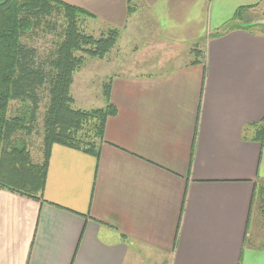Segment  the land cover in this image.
Masks as SVG:
<instances>
[{"label":"crops","instance_id":"crops-1","mask_svg":"<svg viewBox=\"0 0 264 264\" xmlns=\"http://www.w3.org/2000/svg\"><path fill=\"white\" fill-rule=\"evenodd\" d=\"M59 1L203 59L101 74L98 158L54 144L43 201L0 189V264H264V0Z\"/></svg>","mask_w":264,"mask_h":264},{"label":"trees","instance_id":"trees-1","mask_svg":"<svg viewBox=\"0 0 264 264\" xmlns=\"http://www.w3.org/2000/svg\"><path fill=\"white\" fill-rule=\"evenodd\" d=\"M93 18L59 0H0V189L43 201L54 144L98 158L106 120L116 113L110 84L106 81L101 87L104 107L90 110L73 107L71 87L85 59H101L114 46L119 31L110 28L95 37L83 28L85 19ZM233 28L228 25L214 37ZM39 34L56 40L45 57L27 42ZM195 54L193 64L203 59L202 50L195 49ZM42 92L48 103L42 118V160L35 164L30 148ZM258 133L262 138L264 121Z\"/></svg>","mask_w":264,"mask_h":264},{"label":"rangeland","instance_id":"rangeland-1","mask_svg":"<svg viewBox=\"0 0 264 264\" xmlns=\"http://www.w3.org/2000/svg\"><path fill=\"white\" fill-rule=\"evenodd\" d=\"M83 28L87 33L98 37L102 32L112 27L98 21L94 17L93 19H85ZM118 31L119 35L114 46L101 59L87 57L83 66L74 74L73 87H71L74 108L90 110L98 108L100 102H104L101 87L108 77L103 76L106 75L108 68L111 69L112 65L118 63L120 60H123V66L126 64L127 68L125 69L136 70V68L142 67L143 69L156 70L160 68L157 64L159 59H161L164 62L161 68L169 70L178 65L193 62L197 56L195 49L201 50L198 44H192L183 50L185 53L182 55V50L159 41L153 28L148 24H144L140 19H137L134 24L130 25L129 29L125 31L118 29ZM55 41V37L52 35L39 34L38 36L33 35L27 42L30 46L37 49L40 57H45L53 49ZM140 60L141 63L145 61L144 66L141 65ZM101 74L104 75L101 76ZM47 103L48 96L45 92H42L37 133L32 137L30 148L32 160L37 159L41 151L42 118ZM13 108H15V105Z\"/></svg>","mask_w":264,"mask_h":264}]
</instances>
